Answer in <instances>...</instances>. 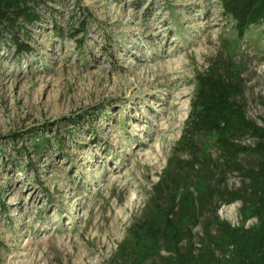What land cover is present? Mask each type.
I'll return each instance as SVG.
<instances>
[{
	"label": "rangeland",
	"instance_id": "rangeland-1",
	"mask_svg": "<svg viewBox=\"0 0 264 264\" xmlns=\"http://www.w3.org/2000/svg\"><path fill=\"white\" fill-rule=\"evenodd\" d=\"M232 3L52 0L21 34L29 53L0 38V264H185L188 252L191 264L213 254L225 264L208 235L214 217L255 225L238 201L215 199L179 243L157 210L146 217L169 164L195 170L207 158L211 187L244 188L204 127L202 91L217 79L238 86L230 98L247 121L264 117V23L240 30ZM256 158L238 155L245 168Z\"/></svg>",
	"mask_w": 264,
	"mask_h": 264
},
{
	"label": "trees",
	"instance_id": "trees-1",
	"mask_svg": "<svg viewBox=\"0 0 264 264\" xmlns=\"http://www.w3.org/2000/svg\"><path fill=\"white\" fill-rule=\"evenodd\" d=\"M50 1L52 0H47V2ZM47 2L46 0H0V38L4 35L10 37L16 55L27 54L31 51L30 47L20 40L21 34H25L23 30L26 26L40 22L39 6ZM232 2L234 6L232 15L238 22L240 30L259 20L264 23V0H232ZM237 87L217 79L209 86L208 92L202 91L207 100L210 97V103L204 104L207 117L204 127L210 130L209 137H214V141L221 148L222 156L225 158V163L219 162L218 166L222 165L224 168L240 172L243 175L244 188L219 191L211 187L210 184L215 183L216 176L208 170L210 164L207 158H203L198 164L199 169L195 170V165L173 169V166L169 164L158 183L153 187L154 197L150 198L149 203L152 204V208L146 218H151L152 211L157 210L164 218L163 225L166 231H171L174 236V240L170 241L171 244L179 243L181 236L187 237L191 234L190 228L186 225L191 223L192 219L197 218L201 211H207L209 207L214 212L216 211L215 199L224 204L238 201L242 217L245 220L253 219L255 225L247 230L227 229V224L219 222L214 217L213 223L217 224V234L208 235V244L215 250H227L229 256L225 264H264V117L261 126L244 118L239 106L230 98L237 91ZM245 136L256 139L253 147L233 141L243 139ZM33 148L40 150L42 147L37 142L33 144ZM239 154L256 155L255 165L248 168L243 167L238 161ZM191 169L195 173L193 179L187 172ZM164 198L168 200V205L158 206L159 202L163 203L161 199ZM153 223L152 219L143 222L147 229H152ZM157 226L153 227V231H156ZM159 237L156 235L155 240ZM164 240L162 247L168 252V242ZM191 255V252L187 253L185 264H191L189 257ZM208 258L207 264H214V254ZM161 259L169 260L167 257Z\"/></svg>",
	"mask_w": 264,
	"mask_h": 264
}]
</instances>
